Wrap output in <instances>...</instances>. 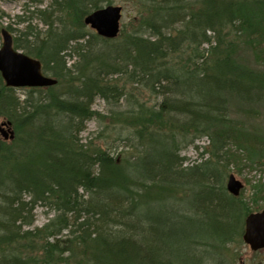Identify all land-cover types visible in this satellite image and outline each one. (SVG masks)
Masks as SVG:
<instances>
[{"label":"trees","instance_id":"16d2710c","mask_svg":"<svg viewBox=\"0 0 264 264\" xmlns=\"http://www.w3.org/2000/svg\"><path fill=\"white\" fill-rule=\"evenodd\" d=\"M138 1L148 17L124 40L86 29L85 19L110 0H50L48 9L29 8L44 30L29 23L14 46L58 84L30 89L39 96L22 101L0 75V117L15 130L13 141H0V264H205L208 256L220 264L217 252L242 244L246 218L263 210L224 184L236 149L258 154L232 121L228 102L259 99L264 73L239 67L234 43L217 42L211 64L201 47L216 28H230L248 48L262 45L264 0ZM177 25L184 27L176 31ZM118 77L122 87L111 84ZM65 81L66 90L57 91ZM142 89L158 102L143 100ZM96 98L126 103L113 116L134 130L127 160L81 143ZM201 137L209 139V159L184 167L181 151ZM192 173L201 189L190 211L180 210L170 203L185 200L178 183ZM39 206L53 218L26 230Z\"/></svg>","mask_w":264,"mask_h":264},{"label":"rangeland","instance_id":"374dc122","mask_svg":"<svg viewBox=\"0 0 264 264\" xmlns=\"http://www.w3.org/2000/svg\"><path fill=\"white\" fill-rule=\"evenodd\" d=\"M42 4L33 6L28 0H0V48L2 47L3 39L1 36V30L3 28L12 27L14 32L11 33L13 38H17L21 35V31H25L26 25L31 23L34 27L37 26L39 29L44 30V26L38 20V17L29 12L30 10H45L49 8L50 0H40ZM192 0H182L183 4H189ZM110 6L121 7L123 9V16L120 22L121 29V40H124L127 35L131 34L135 28L138 27L137 22L143 17H148L145 12L146 7L141 4L138 0H110ZM28 7V8H27ZM103 7H107L104 3ZM27 8V9H26ZM27 12V13H26ZM144 12V13H143ZM18 17H24L23 20L27 22L19 24L20 20ZM183 25H177V29H183ZM228 27V26H226ZM87 31L92 32L90 27L86 26ZM230 28L222 29L216 28V30L208 31L207 36L211 38V43L203 44L201 51L205 54L206 62L211 64L213 59H217L218 55H215L213 47L218 43L230 42L236 46L232 50V54L235 63L241 68H247L249 71H259L264 73V43L262 45H255L254 49L248 48L244 44L245 38L235 37V33L230 34ZM176 34V33H174ZM203 33L200 34L199 42H201ZM112 44V43H110ZM187 42L182 47H185ZM260 48L257 49V47ZM220 51V50H218ZM223 52V51H220ZM213 53V55H212ZM70 64L73 60H70ZM48 76H50L48 74ZM66 82H63L57 87V91L63 92L66 90ZM111 84H116L122 87L125 84L123 77L114 78ZM126 89L134 91L136 86L131 87L126 85ZM143 91V89L141 90ZM143 100H147L151 105H155L158 100L147 95L143 91ZM16 95L23 101L26 97L39 96L37 92H30V89H17ZM229 114L232 121L242 127L243 135L247 139L245 140L250 146V149L255 150L258 154L249 153L246 149L244 152L236 149L234 156H231L232 162L229 163V173L234 174L238 180L244 184L242 191V198L244 201L254 209L264 210V93L256 99L252 97L249 104L245 105L239 102V100L231 99L228 102ZM92 110L96 113L92 119L85 124V130L80 134V140L83 145H87L89 149L101 147L103 150H107L116 158L127 160L130 153H134L127 146V137H131L134 130L131 127L123 125L122 120L113 115H118L120 112L126 111V103L120 101V103L109 105L106 101L101 98H96L92 104ZM0 122H8L4 118L0 117ZM13 131L14 127H13ZM0 141H3L0 135ZM209 146L208 137H201L197 139L193 144L185 147L181 153V158H186L184 167H191L201 165L209 159V154L205 150ZM243 146H246L244 144ZM245 149V148H244ZM231 150V149H230ZM232 152V151H231ZM237 158H234V157ZM239 157V158H238ZM238 159V160H236ZM237 161H240L237 163ZM183 181L178 183L182 189L183 199H185L180 205L175 202L170 203L172 206L180 210H189L190 204L196 200L198 192H200L201 182L199 177H195L194 174L187 175L182 178ZM228 179V177H227ZM227 179L225 184L227 183ZM35 224L28 229L40 228L45 226L50 219L53 218L54 213L49 210L38 207L35 210ZM243 242V241H242ZM188 241L183 244L188 247ZM189 248V247H188ZM215 250V249H214ZM213 254H215L212 251ZM212 255V254H210ZM213 256L206 257L205 264H212L215 260ZM217 262L220 264H264V250L259 252H252L250 248L244 243L239 241L232 243L229 246L223 247L217 252L215 256Z\"/></svg>","mask_w":264,"mask_h":264},{"label":"water","instance_id":"95a60500","mask_svg":"<svg viewBox=\"0 0 264 264\" xmlns=\"http://www.w3.org/2000/svg\"><path fill=\"white\" fill-rule=\"evenodd\" d=\"M122 8L109 6L97 10L85 19V24L94 29L101 37L115 39L120 32ZM3 45L0 49V74L8 88H48L57 81L42 72L41 62L14 48L12 35L2 31ZM11 122L0 123V134L6 141L15 138ZM227 191L238 197L244 185L234 175L227 181ZM243 241L253 251L264 250V211L250 214L245 220Z\"/></svg>","mask_w":264,"mask_h":264}]
</instances>
